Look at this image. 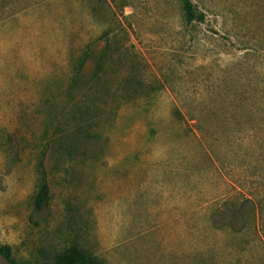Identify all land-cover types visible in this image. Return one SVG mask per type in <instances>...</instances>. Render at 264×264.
I'll use <instances>...</instances> for the list:
<instances>
[{
  "label": "rangeland",
  "instance_id": "374dc122",
  "mask_svg": "<svg viewBox=\"0 0 264 264\" xmlns=\"http://www.w3.org/2000/svg\"><path fill=\"white\" fill-rule=\"evenodd\" d=\"M192 1L204 21L181 0H0V244L22 264L73 244L264 264V0Z\"/></svg>",
  "mask_w": 264,
  "mask_h": 264
},
{
  "label": "trees",
  "instance_id": "16d2710c",
  "mask_svg": "<svg viewBox=\"0 0 264 264\" xmlns=\"http://www.w3.org/2000/svg\"><path fill=\"white\" fill-rule=\"evenodd\" d=\"M184 16L188 23L194 21H204V14L200 13L192 0H181ZM35 207L42 209L50 200L49 184L44 182L40 185L38 193L34 198ZM230 204V206H229ZM224 206L230 211V219L237 220L246 212L254 209L256 203L250 197L241 199V201H226ZM0 256H2L8 264H22L15 256L13 247L9 244H0ZM42 264H101L100 261L93 256L84 247L73 244L58 254L52 260L43 262Z\"/></svg>",
  "mask_w": 264,
  "mask_h": 264
}]
</instances>
